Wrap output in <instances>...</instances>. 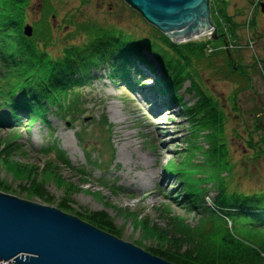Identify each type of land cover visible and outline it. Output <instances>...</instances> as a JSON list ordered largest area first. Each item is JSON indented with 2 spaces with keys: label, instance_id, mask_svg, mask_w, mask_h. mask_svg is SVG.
I'll use <instances>...</instances> for the list:
<instances>
[{
  "label": "rangeland",
  "instance_id": "obj_1",
  "mask_svg": "<svg viewBox=\"0 0 264 264\" xmlns=\"http://www.w3.org/2000/svg\"><path fill=\"white\" fill-rule=\"evenodd\" d=\"M261 3L264 0H210L214 27L190 41L172 42L177 45L207 42V54L219 51L187 68L197 85L190 91V81L182 84L181 106L168 103L171 94L167 98L157 92L155 76L147 66H142L140 73H132L128 82L110 80L109 69L101 67L90 84L76 91L79 97L69 105L66 116L51 109L45 118L33 120L22 112L20 119L15 120L9 108L0 107L1 115L8 119L0 120V149L9 141L16 142L15 149L8 151L13 152L12 159L30 169L36 167V176L42 179L51 176L48 171L51 166L59 164L60 170L55 175L64 182L62 185L57 177L46 178L48 181L43 184L46 195L42 199L25 190L32 184L28 176L34 174L27 169L20 173L26 176L18 179L9 170L7 160L0 157V177L11 187L10 192H1L57 207L87 223L89 219L84 215L104 213L103 220L111 225L109 234L155 255L154 251L165 237L161 240V236L143 232L137 218L128 216L133 213L136 217H144L161 230L170 229L171 217L185 219L191 228L201 227L206 217L202 206L189 209L183 197L186 184L198 195L204 193L206 207L212 206L218 194L212 186L216 181L210 178L205 154L213 136L223 138L227 144L228 165L223 176L228 190L264 191V18ZM30 4L25 27H33L30 38L36 39L39 49H45L53 59L60 55L58 52L64 46L87 44L92 37L115 28L131 34L136 41L151 39L158 44L163 34L125 0H31ZM228 49L232 51L234 62L224 51ZM147 53L157 75H162L156 56ZM233 63L240 66L238 75L230 73ZM1 64L0 68L6 72ZM11 66L13 71L15 67ZM198 87L206 92L209 100L202 99ZM204 102L209 106L203 107ZM155 106L160 110L154 111ZM187 106L193 107L195 112L188 114L190 118ZM212 108L217 111L211 112ZM159 112L166 114L156 117ZM207 121L221 123L222 130L212 133L211 127L205 126ZM167 133L170 137L166 139V153L161 158L157 139L165 141L163 137ZM127 148L129 151L124 158L121 151ZM60 152L65 158L61 161L58 157L55 159ZM90 156L92 165L88 163ZM142 157H147L149 164L139 161L135 166L130 161ZM100 159L103 163L98 166ZM170 168L180 172V176ZM146 171L152 173L153 179L142 188L133 177ZM183 178L187 179L186 184ZM195 201L199 204L202 197H195ZM261 239L264 240L263 236Z\"/></svg>",
  "mask_w": 264,
  "mask_h": 264
},
{
  "label": "trees",
  "instance_id": "obj_2",
  "mask_svg": "<svg viewBox=\"0 0 264 264\" xmlns=\"http://www.w3.org/2000/svg\"><path fill=\"white\" fill-rule=\"evenodd\" d=\"M30 2L31 0H0V62L3 67H6V72L2 67L0 68V73H4L0 75V81L3 82L0 84V107L9 108L11 117L15 120L20 119L22 112L33 120L45 118V114L51 109L64 116L69 115L67 110L69 105L79 97L76 91L90 84L94 77H97L96 72H100L101 67L109 69L107 74L111 80L128 82L131 80L132 73L138 74L142 66H147L155 76L157 92L165 96L171 94L169 102L181 105L183 98L179 95V91L182 84L190 81V91H193L197 85L192 81V75L187 68H191L194 62H199L206 57L210 58L219 52L207 54L205 50L207 42L173 44L163 34L159 39L162 46L151 39L136 41L131 38V34L115 28L112 32L92 37L87 44L80 46L71 44L64 46L63 49L59 48L60 51L57 49L60 55L53 59L45 49L44 51L39 49L36 39L24 35L28 9L31 7ZM225 20L230 22L226 18ZM235 25L238 26V24ZM224 51L234 62L232 51L230 49ZM147 52H152L158 59L162 67V75H157L154 62L147 58ZM11 65L15 67L13 71ZM239 69L240 66L234 64L230 73L238 75ZM198 90L203 100H209L206 92L200 87ZM202 106L208 107L209 103L204 102ZM197 109H199L198 106ZM214 111H217L216 108H212L211 112ZM190 112L195 113L193 107L187 106V116ZM0 120L8 119L3 118L0 112ZM220 125L221 123L215 124L211 121L205 123V126L211 127L212 133L217 129L222 130ZM15 144L16 142L9 141L5 148L0 149V157L7 160L9 170L18 179L25 177V174L20 173L29 169L34 176H28L30 177L28 181L32 184L25 190L28 189L33 195L45 199L46 189L43 184L47 179L57 177L60 179L59 182H63L58 175H55V172L58 173L60 170L57 168L59 164L51 166V170H48L51 176L47 175V179L45 176V179L39 178L36 176V167L30 169V166L12 159L13 152L8 151H13ZM205 154L209 163L210 178L216 181L212 186L218 191L212 206L206 207L203 204L204 193L198 195L197 191L186 184V178L181 179L186 184V194L183 197L186 207L197 209L202 206L206 214L203 225L200 224L201 227L191 228L185 219L171 217L169 218L172 222L170 229L161 230L144 217H136L133 213L128 217L137 218L143 232L151 236L152 234L161 236V240L163 236L165 237L154 253L172 263L264 264V240L261 239V236L264 238V191L242 193L228 190V183L223 173L228 165L229 152L223 138L213 136ZM57 157L59 160L65 159L61 152L55 159ZM91 159L90 156L88 159L90 165L93 164ZM97 162L100 166L103 159ZM170 171L180 176V172L174 169ZM80 173L87 176L84 171ZM10 190L11 187L6 180L0 177V191L10 192ZM197 196L202 197L199 204L195 201ZM84 216L88 217L91 224L99 226L104 231L111 230V225L103 220L104 213ZM243 236H246V239Z\"/></svg>",
  "mask_w": 264,
  "mask_h": 264
},
{
  "label": "water",
  "instance_id": "obj_3",
  "mask_svg": "<svg viewBox=\"0 0 264 264\" xmlns=\"http://www.w3.org/2000/svg\"><path fill=\"white\" fill-rule=\"evenodd\" d=\"M125 2L173 43L190 41L214 27L210 0ZM261 7L264 13V3ZM24 34L31 37L33 27H24ZM214 35L217 37V30ZM11 261L16 264H175L57 207L0 191V263Z\"/></svg>",
  "mask_w": 264,
  "mask_h": 264
},
{
  "label": "bare ground",
  "instance_id": "obj_4",
  "mask_svg": "<svg viewBox=\"0 0 264 264\" xmlns=\"http://www.w3.org/2000/svg\"><path fill=\"white\" fill-rule=\"evenodd\" d=\"M157 109H158V107L155 106L154 111L157 110ZM158 110H160V109H158ZM164 114H166V113L165 112H159L156 115V117H160V116L163 117ZM153 122L155 123L156 121H153ZM169 137H170V134L167 133L166 136L163 137L165 139V141L157 139V146H158L159 155H160L161 158H163L165 156V153H166L165 149L167 148L166 147V142H167L166 139L169 138ZM163 138H161V139H163ZM127 151H129V148H127V150L122 149V151H121L122 155L121 156H123L125 158ZM130 161H132L131 162L132 164L135 163V166L139 165V163H140L139 161L144 162L145 165L149 164V159L147 157L138 158L136 160H132V158H131ZM157 178H159V176H157ZM133 179H135L137 181L139 186H141L142 188H145L151 183V181L153 179V176H152V173L146 171V172H143V174L141 176L133 177ZM167 182H168V180L166 179V183Z\"/></svg>",
  "mask_w": 264,
  "mask_h": 264
},
{
  "label": "built area",
  "instance_id": "obj_5",
  "mask_svg": "<svg viewBox=\"0 0 264 264\" xmlns=\"http://www.w3.org/2000/svg\"><path fill=\"white\" fill-rule=\"evenodd\" d=\"M0 264H3V263H0ZM4 264H16L15 262L11 261V262H6Z\"/></svg>",
  "mask_w": 264,
  "mask_h": 264
},
{
  "label": "flooded vegetation",
  "instance_id": "obj_6",
  "mask_svg": "<svg viewBox=\"0 0 264 264\" xmlns=\"http://www.w3.org/2000/svg\"><path fill=\"white\" fill-rule=\"evenodd\" d=\"M262 4V3H261ZM261 12H262V8H261ZM262 15H263V18H264V13H262ZM224 41V40H223Z\"/></svg>",
  "mask_w": 264,
  "mask_h": 264
}]
</instances>
